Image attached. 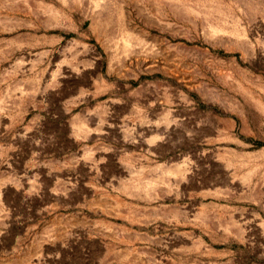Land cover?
Listing matches in <instances>:
<instances>
[{"label": "rangeland", "instance_id": "rangeland-1", "mask_svg": "<svg viewBox=\"0 0 264 264\" xmlns=\"http://www.w3.org/2000/svg\"><path fill=\"white\" fill-rule=\"evenodd\" d=\"M42 1L0 0V264H264V0Z\"/></svg>", "mask_w": 264, "mask_h": 264}, {"label": "bare ground", "instance_id": "bare-ground-1", "mask_svg": "<svg viewBox=\"0 0 264 264\" xmlns=\"http://www.w3.org/2000/svg\"><path fill=\"white\" fill-rule=\"evenodd\" d=\"M41 3L43 4V1H42V0H41ZM44 5H45V4H43V6H44ZM46 5H47V4H46ZM48 8L50 9V7H48ZM53 9H54V8H53ZM128 34H129V33H128ZM125 38L127 39V37H125ZM126 39H125V40H126ZM128 39H129V38H128ZM128 39H127V40H128ZM128 41H129V40H128ZM130 41H131V40H130ZM126 42H127V41H125V43H126ZM122 43H123V42H122ZM127 43H128V42H127ZM124 45H125V44L123 43V46H124ZM125 46H126V45H125ZM126 47H128V46H126ZM126 47H125V48H126ZM136 185H137V184H136Z\"/></svg>", "mask_w": 264, "mask_h": 264}]
</instances>
